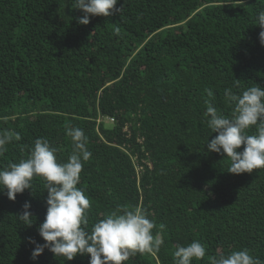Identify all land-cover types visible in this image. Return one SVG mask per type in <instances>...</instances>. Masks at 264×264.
<instances>
[{
	"label": "trees",
	"instance_id": "obj_1",
	"mask_svg": "<svg viewBox=\"0 0 264 264\" xmlns=\"http://www.w3.org/2000/svg\"><path fill=\"white\" fill-rule=\"evenodd\" d=\"M72 2L0 0V132L21 137L0 168L26 158L37 138L66 162V128L83 129L92 155L77 187L90 200V224L117 206L141 207L164 240L156 255L122 264H173L176 245L192 241L206 248L192 264L242 249L264 261V169L228 173L229 159L207 149L216 133L204 115L206 100L230 112L226 88L264 89L254 23L264 0H118L119 13L87 25ZM32 184L14 201L0 193V264H89L48 249L31 258L28 238L44 243L37 228L47 197L42 179ZM26 201L31 226L17 217Z\"/></svg>",
	"mask_w": 264,
	"mask_h": 264
},
{
	"label": "clouds",
	"instance_id": "obj_2",
	"mask_svg": "<svg viewBox=\"0 0 264 264\" xmlns=\"http://www.w3.org/2000/svg\"><path fill=\"white\" fill-rule=\"evenodd\" d=\"M118 0H73L72 7L83 15L76 19L79 25H87L90 17H108L116 8ZM255 25L262 29L259 40L264 45V9L256 13ZM119 33V29H116ZM236 80L235 87H238ZM212 93L209 92V96ZM225 104L230 112L225 114L213 106L210 100L204 113L208 129L216 133L207 141L209 152L227 157L230 161L228 173H252L264 169V89L260 86L248 87L240 93L232 88L224 89ZM109 118L107 121H110ZM255 129L253 134L249 131ZM66 135L71 138L72 152L66 162H58L57 149L46 138L35 139L28 149L26 158L0 168V193L14 201L17 194L26 189L31 192L34 178L43 180V191H47L44 220L37 231L44 243L34 245L31 258L35 260L45 249L55 257L71 261L77 255L89 256V264H122L137 253L156 255L164 243L161 233L154 234L156 224L148 218L141 207L134 209L117 206L104 218L90 224L88 209L90 200L82 188H78L83 163L91 158L87 148L88 138L83 129L67 127ZM21 139L18 133L0 132V155L7 151L6 146L13 140ZM243 145L242 150L241 146ZM31 205L25 202L22 213L17 214L19 221L26 226L34 222L28 211ZM162 230L164 225L159 226ZM206 255V248L199 241L187 245H176L173 264H192ZM209 264H264L253 257L248 249L219 252L209 257Z\"/></svg>",
	"mask_w": 264,
	"mask_h": 264
},
{
	"label": "rangeland",
	"instance_id": "obj_3",
	"mask_svg": "<svg viewBox=\"0 0 264 264\" xmlns=\"http://www.w3.org/2000/svg\"><path fill=\"white\" fill-rule=\"evenodd\" d=\"M99 120H101V119H99ZM104 122H105V121H104ZM106 124L110 126V125L112 124V122L106 121L105 125H106ZM137 170H138V169H137Z\"/></svg>",
	"mask_w": 264,
	"mask_h": 264
},
{
	"label": "built area",
	"instance_id": "obj_4",
	"mask_svg": "<svg viewBox=\"0 0 264 264\" xmlns=\"http://www.w3.org/2000/svg\"><path fill=\"white\" fill-rule=\"evenodd\" d=\"M110 121H112V119H110Z\"/></svg>",
	"mask_w": 264,
	"mask_h": 264
}]
</instances>
